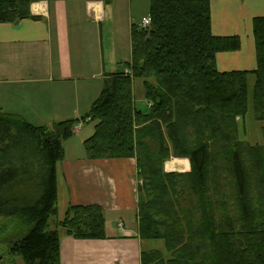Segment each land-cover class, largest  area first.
Segmentation results:
<instances>
[{
  "label": "trees",
  "instance_id": "trees-1",
  "mask_svg": "<svg viewBox=\"0 0 264 264\" xmlns=\"http://www.w3.org/2000/svg\"><path fill=\"white\" fill-rule=\"evenodd\" d=\"M33 2L0 0V23L36 18ZM148 9V25H131L130 61L104 75L79 119L36 125L0 110V218L15 224L0 230V264L15 255L60 264V227L77 239L107 238L97 205L72 204L50 229L63 142L90 121L88 160L136 161L139 239L161 240L166 252L142 250L140 264H264V128L263 144L241 139L250 102L264 121V16L252 23L256 68L220 72L217 52L241 40L213 35L209 0H150ZM135 79L146 113L135 107ZM173 157L188 158L189 171H165Z\"/></svg>",
  "mask_w": 264,
  "mask_h": 264
},
{
  "label": "crops",
  "instance_id": "crops-1",
  "mask_svg": "<svg viewBox=\"0 0 264 264\" xmlns=\"http://www.w3.org/2000/svg\"><path fill=\"white\" fill-rule=\"evenodd\" d=\"M126 1L132 16L136 0ZM145 1L141 19L149 12ZM209 7L213 35L241 40L237 50L217 52V69L253 71L257 63L252 23L264 16V0H209ZM105 10L104 0H39L30 6L36 18L0 23V110L36 125L84 115L100 94L104 75L123 69L121 62L109 72L103 67L99 30ZM83 125L74 127L73 135L63 142L64 158L56 163L57 206L59 197L66 209L72 204L99 206L107 238L77 239L57 228L60 264H140L148 240L139 239L136 161L88 160L82 144L94 129L75 138L79 146L71 141ZM185 159L187 165L180 172L190 169ZM165 164V171H176ZM51 226L50 222L54 229Z\"/></svg>",
  "mask_w": 264,
  "mask_h": 264
},
{
  "label": "rangeland",
  "instance_id": "rangeland-1",
  "mask_svg": "<svg viewBox=\"0 0 264 264\" xmlns=\"http://www.w3.org/2000/svg\"><path fill=\"white\" fill-rule=\"evenodd\" d=\"M150 2V0H148ZM128 2L126 0H112L111 2H108L106 4V13L105 18L101 22V28L99 30V35L101 38V46H103V67L106 70L105 72H109L111 70H114L118 67L119 62L125 63V61L130 59L131 54V25L141 24V15L142 12H144V8H146V1L145 0H136L132 3L131 8L134 11L132 16L131 13L128 10ZM111 17V18H110ZM133 21V22H132ZM103 81V80H102ZM253 76L249 79V94H251V90L253 88ZM100 82V81H99ZM92 84V83H91ZM102 88V87H101ZM101 91V90H100ZM133 99L135 103V107L142 112L146 113L148 111L147 108V102L145 101L143 97V84L141 79H135L133 83ZM92 95L93 92L91 91ZM100 94H97V97ZM248 112L246 113L243 121H244V129L246 134H241V139L247 141L249 144H263V138H262V132L261 129L264 128V121L256 120L254 118V112L252 109V104L250 102L248 107ZM94 123L95 121H90L83 123V130L79 133L78 136H75L71 139V141H75V138H78L80 134H83L84 130L88 129H94ZM67 141V140H66ZM76 146H79V141L76 140ZM83 147V144H82ZM84 150V147H83ZM175 158V157H174ZM185 159V158H179ZM176 160V159H173ZM172 159L166 161L171 162ZM186 160V159H185ZM182 160V161H185ZM166 163V164H167ZM187 163V160H186ZM165 164V166H166ZM187 165V164H186ZM175 170V169H174ZM176 171H182V170H176ZM58 202V215L57 217L53 216L50 219L51 227L55 228V219L60 220L63 218L66 205L64 204V200L59 197ZM11 223V224H10ZM15 224H12V222H8L5 219L0 218V230L2 228H6V230L12 229ZM63 228L60 227L59 231ZM7 237L3 236L1 239L6 240ZM3 245L6 247L8 246L6 243ZM145 249H157L161 252H165L164 243L161 240H148ZM15 261V264H24L23 259L19 255H15L13 258Z\"/></svg>",
  "mask_w": 264,
  "mask_h": 264
},
{
  "label": "bare ground",
  "instance_id": "bare-ground-1",
  "mask_svg": "<svg viewBox=\"0 0 264 264\" xmlns=\"http://www.w3.org/2000/svg\"><path fill=\"white\" fill-rule=\"evenodd\" d=\"M186 160L185 161H182L181 159L180 160H173L171 162H168L166 164V168L169 169V170H184L185 166H186Z\"/></svg>",
  "mask_w": 264,
  "mask_h": 264
},
{
  "label": "built area",
  "instance_id": "built-area-1",
  "mask_svg": "<svg viewBox=\"0 0 264 264\" xmlns=\"http://www.w3.org/2000/svg\"><path fill=\"white\" fill-rule=\"evenodd\" d=\"M141 21H142V26L143 27L146 26V25H148L150 23L149 16H145L144 18H142Z\"/></svg>",
  "mask_w": 264,
  "mask_h": 264
},
{
  "label": "water",
  "instance_id": "water-1",
  "mask_svg": "<svg viewBox=\"0 0 264 264\" xmlns=\"http://www.w3.org/2000/svg\"><path fill=\"white\" fill-rule=\"evenodd\" d=\"M108 2H110V0H105V3H106V4H108ZM17 23H18V21L15 22V24H17Z\"/></svg>",
  "mask_w": 264,
  "mask_h": 264
}]
</instances>
